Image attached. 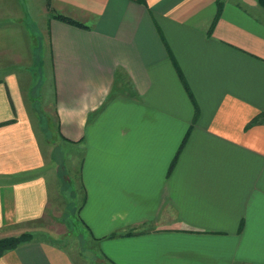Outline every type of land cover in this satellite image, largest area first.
<instances>
[{
    "label": "crops",
    "instance_id": "1",
    "mask_svg": "<svg viewBox=\"0 0 264 264\" xmlns=\"http://www.w3.org/2000/svg\"><path fill=\"white\" fill-rule=\"evenodd\" d=\"M49 1L0 0V239L64 215L69 159L101 263L264 264L257 0ZM0 264L86 263L34 239Z\"/></svg>",
    "mask_w": 264,
    "mask_h": 264
},
{
    "label": "rangeland",
    "instance_id": "2",
    "mask_svg": "<svg viewBox=\"0 0 264 264\" xmlns=\"http://www.w3.org/2000/svg\"><path fill=\"white\" fill-rule=\"evenodd\" d=\"M29 1L30 0H23L25 3H29ZM25 64L26 63L24 62V65ZM37 74H39L38 71H34L33 77L35 80H37V78L39 80L40 78ZM42 77L44 81L43 85L45 84L46 86L49 81L51 82L46 72ZM43 95H45V93ZM70 154H72L71 157L69 156V158H71L70 160L80 157V154H74V156L73 152ZM77 168L78 162L75 160L69 162V159H67L65 167L59 172L60 184H62L61 188L67 196L66 212L59 217H57L56 214H53V212L48 216V219L37 222L35 227H39L38 230L40 231L33 233L34 238L40 240L53 239L58 244L64 246L77 261L82 260L86 264H103L100 262V257L96 254V251L88 242L87 232L81 226L77 217L78 204L82 196ZM61 207L62 206H59L60 211ZM54 215L56 217H54ZM51 230L54 231V233L51 232ZM131 233L132 232H127L126 234Z\"/></svg>",
    "mask_w": 264,
    "mask_h": 264
},
{
    "label": "trees",
    "instance_id": "3",
    "mask_svg": "<svg viewBox=\"0 0 264 264\" xmlns=\"http://www.w3.org/2000/svg\"><path fill=\"white\" fill-rule=\"evenodd\" d=\"M257 3L258 5L264 10V0H257ZM46 6L49 7L50 6V1L47 0L46 2ZM222 11V3L221 2H217V15L220 14V12ZM53 18L55 19H58L60 21H63L67 24H70V25H73V26H77V27H83L81 24L69 19V18H66L64 16H60V15H54ZM179 77L181 79V81L183 82V84L185 85L184 83V80L182 78V75L179 73ZM186 87V86H185ZM253 125H264V113L260 114L259 116H257L256 118H254L247 127H251ZM188 135L189 133L187 132V134L185 135L180 147H179V150H178V153L176 155V157L173 159L172 163H171V166H170V169L172 170V168L174 167L176 161H177V158L182 150V148L184 147L187 139H188ZM128 235V234H126ZM118 235L116 234H111L109 237H116ZM35 238H34V234L33 233H22L20 234L19 236H15V237H6V238H2L0 239V257L5 253V252H8V251H11V250H15L16 248H18L19 246L23 245V244H26V243H29L31 241H33Z\"/></svg>",
    "mask_w": 264,
    "mask_h": 264
}]
</instances>
